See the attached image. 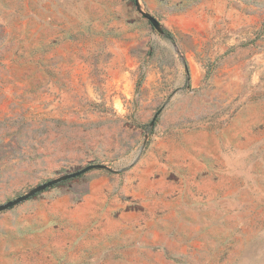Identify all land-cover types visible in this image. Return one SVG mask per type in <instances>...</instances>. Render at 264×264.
Wrapping results in <instances>:
<instances>
[{
	"label": "rangeland",
	"instance_id": "obj_1",
	"mask_svg": "<svg viewBox=\"0 0 264 264\" xmlns=\"http://www.w3.org/2000/svg\"><path fill=\"white\" fill-rule=\"evenodd\" d=\"M52 179L0 264H264V0H0V204Z\"/></svg>",
	"mask_w": 264,
	"mask_h": 264
},
{
	"label": "water",
	"instance_id": "obj_2",
	"mask_svg": "<svg viewBox=\"0 0 264 264\" xmlns=\"http://www.w3.org/2000/svg\"><path fill=\"white\" fill-rule=\"evenodd\" d=\"M148 18L150 20H152V21L154 20V18L151 17V16H148ZM93 167H94V165H88V166H86V167H84V168H82V169H80L78 171L66 174L63 177V179L77 177V176L87 172L88 170L92 169ZM58 181H59V179L49 180L48 182H45V183L37 186L35 189L31 190L28 193L22 194V195H20V196H18L16 198H14L13 200H10V201H8L6 203L0 204V212L4 211V210H7V209H9V208H11V207H13V206L25 201V200H27L29 197H31L33 194H35L37 191H40V190L45 189L47 187H50V186L54 185L56 182H58Z\"/></svg>",
	"mask_w": 264,
	"mask_h": 264
}]
</instances>
